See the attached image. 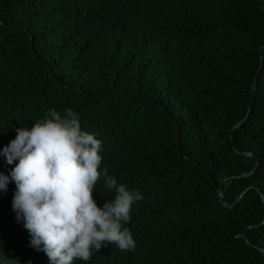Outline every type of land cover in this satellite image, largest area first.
<instances>
[{
    "label": "trees",
    "instance_id": "obj_1",
    "mask_svg": "<svg viewBox=\"0 0 264 264\" xmlns=\"http://www.w3.org/2000/svg\"><path fill=\"white\" fill-rule=\"evenodd\" d=\"M49 108L76 111L101 168L144 196L125 225L135 250L87 264H264V0H0V149ZM15 187L0 249L48 264ZM218 187L228 203L248 188L228 208ZM114 195L98 180V206Z\"/></svg>",
    "mask_w": 264,
    "mask_h": 264
},
{
    "label": "clouds",
    "instance_id": "obj_2",
    "mask_svg": "<svg viewBox=\"0 0 264 264\" xmlns=\"http://www.w3.org/2000/svg\"><path fill=\"white\" fill-rule=\"evenodd\" d=\"M80 120L72 108L63 114L49 108L30 128H15V138L0 149L6 164H14L8 174L0 171V193L15 183L16 220L28 231L29 246L45 253L48 264H87L107 244L121 251L136 248L125 225L133 204L144 196L101 168L103 143ZM101 178L115 195L98 206L93 191ZM12 260L19 264L0 249V264Z\"/></svg>",
    "mask_w": 264,
    "mask_h": 264
},
{
    "label": "water",
    "instance_id": "obj_3",
    "mask_svg": "<svg viewBox=\"0 0 264 264\" xmlns=\"http://www.w3.org/2000/svg\"><path fill=\"white\" fill-rule=\"evenodd\" d=\"M259 69V68H258ZM255 84H256V76H254V78H253V82H252V86L254 87L255 86ZM248 109H247V111H246V113H245V115L243 116V118L241 119V120H239L235 125H238V124H240L245 118H246V116L248 115ZM231 142H232V139H231ZM244 154H246V152H243ZM252 172V170L251 171H249V172H245V173H241L240 175H244V174H249V173H251ZM248 187H246L234 200H233V202H231V203H228L227 201H225L224 199H223V192H222V190H221V188L220 187H218L217 188V194H218V196H219V199H220V201L222 202V204L223 205H225V206H227L228 208H232L233 207V205L241 198V195L244 193V191L247 189ZM261 197H263V195H261ZM264 222V216H263V219L261 220V222L260 223H263ZM244 237H245V240L246 241H248L247 240V237H246V235H244ZM252 246H255L254 244H252V243H250ZM257 247V246H256ZM259 248V247H258Z\"/></svg>",
    "mask_w": 264,
    "mask_h": 264
}]
</instances>
